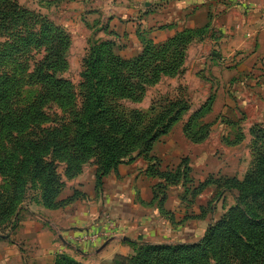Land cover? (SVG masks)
Here are the masks:
<instances>
[{"label": "crops", "instance_id": "0c3cea01", "mask_svg": "<svg viewBox=\"0 0 264 264\" xmlns=\"http://www.w3.org/2000/svg\"><path fill=\"white\" fill-rule=\"evenodd\" d=\"M67 1L79 6L74 12L87 23L105 20L103 29L108 32L104 36L115 43V49L120 47L118 52L125 58L140 53L143 39L160 44L184 29L206 26L203 37L187 45L180 72L162 76L153 85L166 80L171 87L163 97H182L189 108L154 143L150 155L158 160L159 170L176 169L187 159L191 182L169 186L160 205L153 199V186L160 179L148 173L149 163L142 157L119 164L103 177L99 189L95 169L84 167L66 181L58 199L74 191L79 195L56 209L40 212L35 220H25L18 238L34 250V264H54L57 252L83 264H110L116 254L130 255L141 243L198 242L214 221L221 200L201 215L203 191L208 196L217 188L208 185L197 194L193 190L208 176L242 179L252 159L251 128L264 126V0ZM209 97L210 110L202 121L211 123L210 133L193 142L183 126ZM237 132L241 139L227 143ZM243 160L246 164L237 174L235 164ZM102 213L114 220L111 236L90 247L72 244L73 234L105 227L100 221ZM15 254L11 246L0 243V264H17Z\"/></svg>", "mask_w": 264, "mask_h": 264}, {"label": "trees", "instance_id": "16d2710c", "mask_svg": "<svg viewBox=\"0 0 264 264\" xmlns=\"http://www.w3.org/2000/svg\"><path fill=\"white\" fill-rule=\"evenodd\" d=\"M14 2L0 0V21L10 15L8 10H13L22 21L29 17V12L17 3L14 5ZM42 28L54 31L51 35H42L45 42L51 43L53 39L57 41L48 47L44 67L40 65L39 72L52 69L60 63L62 50L67 44L63 35L59 34L58 27L48 24ZM205 29L206 26L184 29L160 44L143 39L140 53L129 59L114 54L115 44L111 41L92 45L86 67L89 74H84L86 78L82 82L85 88L80 105L82 116L79 121H74L71 137L62 135V130L49 132L43 147L48 148L51 161L42 156L34 162L39 171L47 170L49 207L58 208L79 195L74 191L65 200L56 199L63 188V182L56 173L57 163L61 161L65 163V176L70 178L81 172L87 159L97 158L100 169L95 170V177L96 189H99L103 177L119 164L132 162L136 157L129 155L134 149L140 148L142 158L149 163L148 173L160 179L153 186V199L158 200L160 205L169 186L191 182L187 159H183L176 169L159 170L158 160L150 155L154 143L188 110V100L163 97L157 107L155 103L152 104L148 113H124L115 107V100L140 101L148 85L156 84L162 76H175L180 72L187 45L195 37L202 38ZM51 57L55 59L51 61ZM53 76L42 75L47 80L44 90L19 115L4 116L7 122L0 130L3 126L12 131L20 130L36 121L41 116L42 106L51 99L66 104L74 101L68 82ZM1 80L0 77V83H3ZM3 93L1 89L0 97L5 98ZM211 103L212 97H209L184 124L183 132L189 140L200 142L209 135L211 123L202 121V118L210 110ZM250 132L252 159L242 179L208 176L193 190V194H197L206 186L213 185L221 191L235 192L234 204L208 225L198 242L141 243L136 245L130 255L116 254L110 264H264V126L254 125ZM9 134L10 131L7 132ZM240 139L241 134L237 132L233 141L226 142L236 143ZM62 151H65L64 154ZM54 264L80 263L60 253L56 255Z\"/></svg>", "mask_w": 264, "mask_h": 264}, {"label": "rangeland", "instance_id": "374dc122", "mask_svg": "<svg viewBox=\"0 0 264 264\" xmlns=\"http://www.w3.org/2000/svg\"><path fill=\"white\" fill-rule=\"evenodd\" d=\"M14 1V5L17 3L19 7L29 12V17L22 21L16 17L13 10H8L10 15H6L5 19L0 21V77L3 81L0 83V90L3 89L2 95L8 97H0V127L7 122L4 116L19 115L22 109L44 90L47 80L42 75H54V78L66 80L69 84V91L73 94L72 103L75 104L60 103L51 99L42 106L41 116L36 121L26 124L20 130L12 131L4 126L0 130V243H6L7 246L13 248L15 255L19 257V260L15 259L17 264H34L31 259L34 250L29 243L26 244L24 240L18 238V231L25 220H35L40 212L56 209L48 206L50 186L46 183L47 170L39 171L35 168L38 165L34 162L42 156L51 161L48 148L43 147V141L49 132L62 130V135L65 137H71L73 134L74 121H79L82 116L80 105L82 92L85 91L82 82L86 78L84 74H89V69L86 67L91 47L95 42L113 41L108 36H104V33L108 32L107 28L103 29L105 20L101 21L102 24L96 20L87 23L81 14L74 12L79 6L64 3L67 0ZM48 24L58 27L59 34L63 35L67 44L62 50L60 63L52 69L39 72V66L44 67L48 47L55 45L57 41L53 39L50 43L42 39L43 34L54 33L53 30L49 32L48 28H42ZM91 24H95V27L94 25L91 27ZM119 50L120 47L116 46V49H113L114 54L123 59H129L121 56ZM50 59L53 61L55 58ZM170 87L171 85L166 80L156 86L148 85L144 94L145 98L143 96L140 101L116 99L115 107L120 108L124 113L130 111L148 113L153 103L157 107L163 95L169 93ZM177 124L175 123V126ZM8 131H10L9 135H7ZM140 151V148H136L129 156L142 157ZM64 152L61 153L64 154ZM241 157L246 160L244 153ZM245 160L243 163L235 164L234 169L237 174L240 172V167L246 164ZM88 166L96 171L100 169V164L95 157L87 159L82 165V170ZM64 170L65 163L58 162L56 173L63 182V188L57 194V200L67 198L58 199L66 181L73 178L65 176ZM204 193L207 192L203 191L201 203L204 208L201 215L206 214L210 204L215 200L217 202L221 200L218 210L213 215L214 221L219 219L231 204H234V191L222 192L215 189L208 196ZM205 202L207 205L204 206ZM222 209H225L223 213ZM60 253L62 252H57L56 255Z\"/></svg>", "mask_w": 264, "mask_h": 264}, {"label": "built area", "instance_id": "2783aa9c", "mask_svg": "<svg viewBox=\"0 0 264 264\" xmlns=\"http://www.w3.org/2000/svg\"><path fill=\"white\" fill-rule=\"evenodd\" d=\"M100 221L105 225L103 229H91L75 233L70 237L72 244L80 247H90L96 243L98 239L111 236L115 227L114 220L109 216L108 213H102L100 216Z\"/></svg>", "mask_w": 264, "mask_h": 264}]
</instances>
